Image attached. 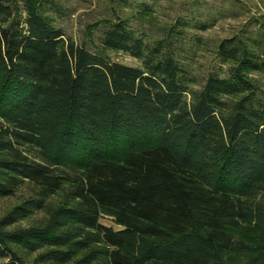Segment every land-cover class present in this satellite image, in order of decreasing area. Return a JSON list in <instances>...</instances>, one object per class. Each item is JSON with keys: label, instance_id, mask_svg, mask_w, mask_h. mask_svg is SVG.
Returning <instances> with one entry per match:
<instances>
[{"label": "trees", "instance_id": "obj_1", "mask_svg": "<svg viewBox=\"0 0 264 264\" xmlns=\"http://www.w3.org/2000/svg\"><path fill=\"white\" fill-rule=\"evenodd\" d=\"M57 9L0 0V199L31 186L0 218V264H264V19L219 40L198 82L129 18L91 51Z\"/></svg>", "mask_w": 264, "mask_h": 264}, {"label": "rangeland", "instance_id": "obj_2", "mask_svg": "<svg viewBox=\"0 0 264 264\" xmlns=\"http://www.w3.org/2000/svg\"><path fill=\"white\" fill-rule=\"evenodd\" d=\"M58 9L55 12L56 25L87 49L96 51L108 26V20L117 16L130 19L131 26L141 32L149 42L166 39L176 47L181 64L202 82L219 64L214 48L219 40L240 31L256 36L260 22L264 19V0H136L150 3L154 12L144 21L131 17L133 10L117 4L116 0H53ZM179 17L189 21L211 22L207 30L186 28L181 38L171 36L170 29ZM177 26V25H176ZM179 28V27H178ZM176 28V29H178ZM112 60L124 64L138 65V61L122 52H109ZM27 183L15 195L0 199V218L30 194ZM23 221V225H28ZM101 223L116 225L110 216H103Z\"/></svg>", "mask_w": 264, "mask_h": 264}]
</instances>
